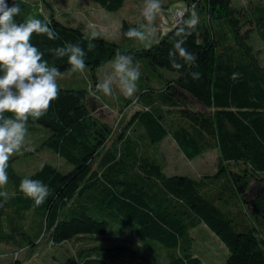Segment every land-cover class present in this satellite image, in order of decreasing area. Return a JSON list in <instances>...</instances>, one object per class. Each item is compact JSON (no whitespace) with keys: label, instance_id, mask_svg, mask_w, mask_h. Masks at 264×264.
Instances as JSON below:
<instances>
[{"label":"trees","instance_id":"16d2710c","mask_svg":"<svg viewBox=\"0 0 264 264\" xmlns=\"http://www.w3.org/2000/svg\"><path fill=\"white\" fill-rule=\"evenodd\" d=\"M94 1L115 12L126 3ZM179 1L194 9L167 32H157L153 43L135 45L124 36L127 43L122 44L97 31L95 47L88 51L92 29L71 18L62 21L53 8L45 15L29 0H7L21 8L16 22L50 21L59 34L57 40L32 37L49 66L68 73L67 58H55L48 49L79 42L93 76L86 87L60 86L47 114L29 119L28 128L45 135L26 153L46 147L52 158L29 174L13 164L20 155L9 161V181L0 189L8 193L6 203L0 197V247H11L9 264H23L19 253L30 250L32 255L45 236L52 245L75 239L71 254L57 257L62 264H122L120 256L146 264H206L196 245L205 226L228 247L224 264H264V65L251 28L244 30L242 8L233 0ZM193 11L200 23L184 47L196 61L177 71L168 52L176 28ZM258 11L252 16L264 48V7ZM139 26L124 18L123 35ZM117 50L132 56L139 69L156 71L140 85L135 98L140 106L118 129L95 114L89 102L100 81L97 69ZM192 72L201 78L193 80ZM235 72L242 75L234 82ZM125 102L122 111L133 103ZM168 135L189 157L217 150V171L168 174L156 145ZM59 159L71 167L64 170ZM25 177L49 186L43 205L34 206L19 191Z\"/></svg>","mask_w":264,"mask_h":264},{"label":"clouds","instance_id":"9594fccd","mask_svg":"<svg viewBox=\"0 0 264 264\" xmlns=\"http://www.w3.org/2000/svg\"><path fill=\"white\" fill-rule=\"evenodd\" d=\"M21 8L15 2L0 0V189L9 181L7 169L10 159L25 146L28 135V121L33 122L47 114L51 103L59 98L58 79L63 78L59 68L49 66L44 53L32 43L33 34L46 36L48 40L60 39L59 34L51 28L50 21L28 18L25 22L15 20ZM162 13L161 0H144L141 15L145 23L139 27H130L124 36L128 39L148 42L156 37L154 23ZM200 23L196 12L183 21L175 30V39L168 52L169 63L179 71L184 64H193L196 55L184 47L187 38L192 35ZM99 33L91 30L88 36L87 50L92 51ZM55 58H67L70 66L68 73H83L87 67V52L79 42H66L63 46L48 49ZM191 78L199 80L201 74L192 72ZM235 72L230 79L234 82L241 77ZM141 72L130 55L121 54L119 50L111 61V71L95 85L92 95L102 93L111 97L118 90L125 97H133L137 92V82ZM6 113L10 115H6ZM19 191L34 202V206L43 205L51 194L48 185L40 180L25 177L20 181ZM0 197L7 202L8 193L0 191Z\"/></svg>","mask_w":264,"mask_h":264},{"label":"rangeland","instance_id":"374dc122","mask_svg":"<svg viewBox=\"0 0 264 264\" xmlns=\"http://www.w3.org/2000/svg\"><path fill=\"white\" fill-rule=\"evenodd\" d=\"M32 2L35 11H40L45 15L54 9L57 16L64 22L68 23L69 18H73V23H82L87 29H92L100 32L105 37L116 41L118 43L125 44L127 39L124 38L122 32L123 19L126 18L130 23H139L140 25L145 23L141 10L144 5V0H126L125 5L119 11H109L100 6L94 0H29ZM163 3H167L168 0H161ZM184 3L175 0L170 6L162 5V13L157 17L154 26L157 32L160 33L165 26V18L169 15V11H164L166 7H181ZM233 4L242 8V18L245 21L244 30L251 28L252 39L255 44V52L258 55L261 63L264 65V48L262 41L260 40L256 32V21L253 19L254 15H258V8L264 7V0H233ZM171 11V9H170ZM167 19V18H166ZM75 21V22H74ZM162 32V31H161ZM155 37V39H156ZM152 39L148 42H140L138 40L129 39L131 43L135 45H141L144 43L151 44L155 41ZM112 61V60H111ZM111 61L99 67L96 71L100 80H102L106 73L111 71ZM163 69H160V71ZM141 76L137 82V92L133 97H125L118 90L114 91L111 97H105L102 93H99V97L91 95L90 106L95 114L99 115L103 119L111 122L113 126L118 129L121 125L129 119L135 108L139 107L138 104H132L138 96V90L140 85L147 80L148 75H152L156 71H152L149 68L140 69ZM89 78L93 80L91 69L87 68L83 73H65L63 78L58 79L59 86L65 87H86L89 83ZM156 82V80H154ZM157 83V82H156ZM102 97L104 100H102ZM118 100L126 101L125 106L129 103L131 105L124 111L123 109H117L115 107ZM195 107H201L194 101ZM125 108V107H124ZM45 132H35L28 128V135L26 137L24 148L17 153L20 158L14 160L13 164L15 168L21 173L29 174L38 169L44 162L52 158L50 151L46 147H42L40 150L26 153L29 150H35L43 139ZM159 148L161 156V162L165 167V171L168 174H189L192 176L212 174L217 171L218 168V151H210L202 155L195 157L187 156L180 148L175 139L171 135L166 136L161 142L156 143ZM15 155V156H16ZM57 159V157H54ZM56 162H61L64 170L71 167L68 163L62 159ZM47 237L42 238V241L37 246V249L30 255V250H23L19 253L23 258V264H62L61 259L58 256H64L71 254L73 247L76 246L75 239L67 241L61 244H50L47 242ZM197 250L201 257L205 260L206 264H224L229 249L220 239V237L214 233L209 227L205 226L202 229L200 238L196 240ZM1 250H6L9 253L6 255L0 254V264H9L13 259L11 255V247H0ZM122 264H146L145 261L140 258L131 259L124 256H120Z\"/></svg>","mask_w":264,"mask_h":264},{"label":"built area","instance_id":"2783aa9c","mask_svg":"<svg viewBox=\"0 0 264 264\" xmlns=\"http://www.w3.org/2000/svg\"><path fill=\"white\" fill-rule=\"evenodd\" d=\"M194 5L190 6L189 4L187 3H184L181 7H176L174 9H172L173 7H166V8H163L164 11H169V15H167V19L165 18V26L164 28H161L162 30V33H165L167 32L173 25L179 23L185 16L186 12L191 9L193 10ZM171 9V11H170ZM137 104V99H135L133 101L132 104ZM16 254L18 255V252H16Z\"/></svg>","mask_w":264,"mask_h":264},{"label":"crops","instance_id":"0c3cea01","mask_svg":"<svg viewBox=\"0 0 264 264\" xmlns=\"http://www.w3.org/2000/svg\"><path fill=\"white\" fill-rule=\"evenodd\" d=\"M71 19H73V18H71ZM75 22V21H74ZM76 23V22H75ZM76 24H82V23H76ZM104 100V99H103ZM105 101V100H104ZM122 104H123V101L122 100H118L117 101V103H116V106L117 107H115V108H117V109H119V108H121V106H122Z\"/></svg>","mask_w":264,"mask_h":264}]
</instances>
